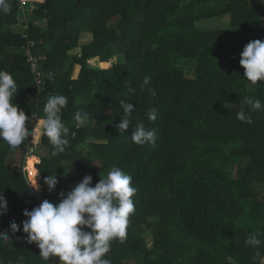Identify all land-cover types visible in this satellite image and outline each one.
I'll use <instances>...</instances> for the list:
<instances>
[{
  "label": "trees",
  "instance_id": "16d2710c",
  "mask_svg": "<svg viewBox=\"0 0 264 264\" xmlns=\"http://www.w3.org/2000/svg\"><path fill=\"white\" fill-rule=\"evenodd\" d=\"M25 1L22 10L20 0H9L11 12L0 13V70L17 83L13 103L32 117L28 140L35 154L38 146L48 150L37 163L44 198L32 195L25 157L17 160L28 140L15 149L0 140V192L8 208L0 231L11 239L0 242V264H45L36 244L27 243L24 210L45 199L58 203L67 177L77 176L76 186L90 175L96 184L113 167L131 176L137 193L125 241L113 240L106 254L111 264H125L131 255L138 264H264V243L258 249L246 243L250 233L264 240V109L244 104L245 97L264 104V81L251 84L239 63L248 42L264 41V0ZM225 16L228 26L196 25ZM85 33L93 39L81 46L82 55L71 54ZM31 56L45 76L42 89ZM116 56L123 61L110 68L89 65ZM182 60L195 63L194 76H187ZM56 95L68 98L60 115L70 131L66 151L53 157L40 120ZM122 100L134 105L124 135L116 129ZM153 108L155 121L148 119ZM242 109L251 124L237 119ZM78 111L88 114L81 126ZM139 123L156 132L155 146L132 142ZM241 160V174L231 177L227 165ZM53 172L59 183L49 193L44 178ZM13 220L20 226L15 234Z\"/></svg>",
  "mask_w": 264,
  "mask_h": 264
},
{
  "label": "clouds",
  "instance_id": "9594fccd",
  "mask_svg": "<svg viewBox=\"0 0 264 264\" xmlns=\"http://www.w3.org/2000/svg\"><path fill=\"white\" fill-rule=\"evenodd\" d=\"M11 12L9 0H0V13ZM240 65L244 68V77L251 84L264 81V41L253 40L248 42L240 54ZM49 80L52 74L47 75ZM150 77L144 79V85L150 83ZM151 91V89H149ZM18 92V86L13 76L7 71L0 70V140L6 142L10 148L15 149L24 143L32 134V129L26 127L32 122V117L25 114L18 105L13 103ZM124 116L116 125L120 135H124L130 127V116L134 110L132 103L122 100ZM68 104V98L56 95L46 102L45 117L40 120L44 134L54 146L53 157L66 151L69 145V128L61 119V112ZM244 104L249 105L253 111L264 109L259 99L245 97ZM157 110L148 112V119L155 121ZM75 121L81 126L88 119L85 112H76ZM237 119L252 123L251 115L242 109L237 113ZM131 140L136 144H151L155 146L157 134L154 130H147L143 123L136 125ZM37 163L39 161L38 157ZM30 186L39 191L35 177ZM39 176L41 177L40 171ZM92 177L86 175L81 182L66 194L59 193V202L43 200L39 206L32 210L25 209L22 230L27 234V243H35L39 248V257L49 264L50 257H59V264H111L106 257L111 250V242L126 239V229L129 218L135 212L132 199L137 189L132 186V178L121 168L113 167L106 178H101L92 186ZM59 183L55 172L44 178L49 193L53 192ZM7 200L0 192V215L7 213ZM11 233L20 231V226L13 220L10 224ZM11 241L8 232L0 231V242ZM246 243L258 249L264 243L256 233H250ZM256 252V256H260Z\"/></svg>",
  "mask_w": 264,
  "mask_h": 264
},
{
  "label": "rangeland",
  "instance_id": "374dc122",
  "mask_svg": "<svg viewBox=\"0 0 264 264\" xmlns=\"http://www.w3.org/2000/svg\"><path fill=\"white\" fill-rule=\"evenodd\" d=\"M251 1H258V0H251ZM22 14H23V12L21 11L19 13L18 19L20 18V16H22ZM23 19H24V17L21 19V21H23ZM230 23H231L230 16H225L221 20L214 21L213 24L212 23H207V21H205V22H197L196 25H197V27H201V28H205V27H208V26H213L212 28H218V27L221 28V27L230 25ZM92 39H93V36L91 34H89V33L83 34L82 37H81V40H80V47L73 49L70 53L74 54V55H82L81 46L84 45V44L89 43ZM122 61H123V56H116V57H114L112 59V61L107 62V63L100 61V59H98V58H94V59L90 60L89 65L92 66V67H95V68H110L112 63H114V62H122ZM180 64L185 66V70H186L187 76H194L195 75V63L187 64L185 61L182 60L180 62ZM75 68H76V73H77L78 72V66H75ZM85 123H87V122H85ZM77 126H80V125L77 123ZM26 127H29L27 122H26ZM34 131L35 130L33 129L32 132L34 133ZM37 149H38V152H37V155L36 154L34 155L35 157L39 158L41 154H45V155L48 154V150L47 149L46 150H41L39 148V146L37 147ZM17 155H18L17 156L18 162L22 161L23 158L25 157L22 154V152L18 153ZM31 161H32V163L35 162V159H31ZM69 163L70 162H65L63 166L66 165V167L69 168V166L67 165ZM244 164H245V162H242V160H241L240 163H238L236 165H233V166H231L230 163H229L227 165V167H228V173L230 174V176L233 177V178H237L238 175L241 174L240 168L243 167ZM70 166H71V164H70ZM61 172L59 173V176H60ZM62 174L64 175V173H62ZM46 176H48V175H45V177ZM67 178H68V181L62 187L63 192L65 194L68 191H70L72 188H74L75 187V183H77L76 182L77 176L72 177V178L71 177H67ZM39 179H40V176H37V178H35L37 184L40 186V190L39 191H35L30 185L29 186H30V190L32 192V195L42 199V197L44 198V196H43L44 195V186L39 183V181H40ZM32 182H33V179H31V183ZM92 186H95V183H93ZM149 219H150L151 222H155L157 218L156 217H150ZM146 237H147V240H148V244L150 246H152L153 245V234L150 233V232H147ZM126 261L127 262L125 264H138V262H139L135 255L128 256Z\"/></svg>",
  "mask_w": 264,
  "mask_h": 264
},
{
  "label": "built area",
  "instance_id": "2783aa9c",
  "mask_svg": "<svg viewBox=\"0 0 264 264\" xmlns=\"http://www.w3.org/2000/svg\"><path fill=\"white\" fill-rule=\"evenodd\" d=\"M20 3H21L20 8L23 10L24 6L27 4V1L20 0ZM23 21H26L25 17H24ZM29 60L32 62V69L36 74V81L38 83V87L40 89H42V87L45 84V76L41 72L37 71V62H38L37 58H35L34 56H31L29 58ZM34 116L36 117V115H34ZM32 134H31V137H32ZM32 140H33V138L29 139L27 141V144H26L27 150H26V154H25L26 158H25L24 169L27 171L28 177L34 178V175L38 169H37V167L31 168L29 165L30 159L34 158L35 151H36L35 146L32 144ZM37 176H39V171L37 173ZM37 176L35 178H37ZM54 264H59V258L58 257H54Z\"/></svg>",
  "mask_w": 264,
  "mask_h": 264
},
{
  "label": "bare ground",
  "instance_id": "6f19581e",
  "mask_svg": "<svg viewBox=\"0 0 264 264\" xmlns=\"http://www.w3.org/2000/svg\"><path fill=\"white\" fill-rule=\"evenodd\" d=\"M31 159H35V162L32 163ZM30 159V162H29V165L31 168H36L37 167V159L36 158H31Z\"/></svg>",
  "mask_w": 264,
  "mask_h": 264
}]
</instances>
